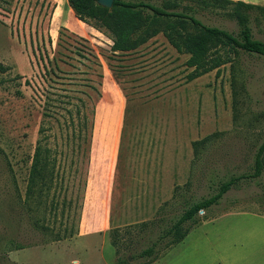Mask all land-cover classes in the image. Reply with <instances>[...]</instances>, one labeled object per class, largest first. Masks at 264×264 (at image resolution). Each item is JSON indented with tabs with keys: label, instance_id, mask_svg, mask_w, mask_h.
<instances>
[{
	"label": "rangeland",
	"instance_id": "rangeland-1",
	"mask_svg": "<svg viewBox=\"0 0 264 264\" xmlns=\"http://www.w3.org/2000/svg\"><path fill=\"white\" fill-rule=\"evenodd\" d=\"M195 17L237 32L222 11ZM248 26L264 42V25ZM108 44L65 0H0V264L112 263L110 230L122 235L173 216L218 181L250 171L264 139V59L241 54L232 71L226 64L186 82V56L161 35L128 54ZM214 132L193 156L191 143ZM103 138L117 171L106 243L91 235L67 248L87 221L89 185L106 161ZM37 147L48 157L45 184L24 203ZM198 216L205 220L186 237L203 231V264L231 250L234 264H264V170ZM184 240L154 262L187 264L178 260Z\"/></svg>",
	"mask_w": 264,
	"mask_h": 264
},
{
	"label": "trees",
	"instance_id": "trees-1",
	"mask_svg": "<svg viewBox=\"0 0 264 264\" xmlns=\"http://www.w3.org/2000/svg\"><path fill=\"white\" fill-rule=\"evenodd\" d=\"M74 18L104 34L111 42V53L128 54L143 46L150 39L161 35L167 45L177 54L186 55L185 68L191 69L185 76L190 82L228 64L243 54L264 59V42L254 39L249 22L264 25V6L231 0H112L110 8L97 4L96 0H65ZM222 11L223 16L233 21L236 34L203 24L195 17L198 12ZM5 69L0 65V71ZM233 76V75H232ZM233 92V107L234 103ZM214 132L191 143L193 156L212 138ZM48 157L39 147L34 150L24 203L35 193L38 195L45 184ZM264 170V139L257 146L250 171L232 175L218 181L207 197L188 203L173 216L127 226L122 235L119 230H110V245L117 264H151L175 245L179 244L191 229L205 218L198 216L212 206H217L222 197L241 181L259 179ZM166 204H163V207ZM41 229H47L40 226ZM135 244L134 253L120 257L119 253ZM15 246V250L21 249ZM132 252V251H130ZM127 258H130L128 261ZM130 262V263H129Z\"/></svg>",
	"mask_w": 264,
	"mask_h": 264
},
{
	"label": "crops",
	"instance_id": "crops-1",
	"mask_svg": "<svg viewBox=\"0 0 264 264\" xmlns=\"http://www.w3.org/2000/svg\"><path fill=\"white\" fill-rule=\"evenodd\" d=\"M231 1H241L243 3L264 6V0H231ZM107 41L110 47L111 42L108 39ZM139 48H137L133 52L138 51ZM183 56H186V55H183ZM103 141L105 142V149H104L105 156L104 157L106 161L98 170V175H97L98 178H97L96 186L94 184L92 185L93 183L92 181H91V185H89V198H88V203H87L88 206H87V211H86L87 221L83 222L82 224L78 226L77 233L75 234L71 242V245L69 244L70 242L67 243L66 245L67 248L71 246L79 245L78 239H81L83 237H89L91 235L100 237L101 241L104 240V242L106 243L105 241L106 233H107V230L111 226L112 184L114 180L116 179L117 171L115 169L116 167L113 165V162H112V157H113L111 154L112 143L110 140H107L104 138H103ZM94 188L96 189L93 190ZM187 237H189V240L187 244L185 245V248H182L183 251L182 253H180L178 260L179 261L182 260L184 263H187V264L188 263L189 264H203V231L200 234H195L194 236L190 235ZM184 241H187V240H184ZM210 248L212 247L208 248L209 251H210ZM213 250H216V248L214 247ZM236 261L237 260L235 259L234 252L232 250L228 252H221L218 258V264H234L236 263ZM69 264H84V263H79L76 260H72L71 262H69ZM94 264H117V263L115 262V260L114 261L112 260V263H106V262L100 261ZM151 264H156V262H153Z\"/></svg>",
	"mask_w": 264,
	"mask_h": 264
},
{
	"label": "water",
	"instance_id": "water-1",
	"mask_svg": "<svg viewBox=\"0 0 264 264\" xmlns=\"http://www.w3.org/2000/svg\"><path fill=\"white\" fill-rule=\"evenodd\" d=\"M96 2H97V4H99L100 6H102L104 8H110L112 0H96ZM127 260L129 261L130 258H127Z\"/></svg>",
	"mask_w": 264,
	"mask_h": 264
}]
</instances>
